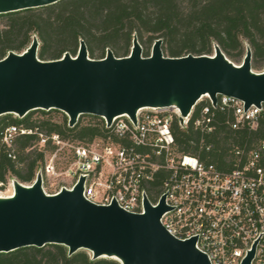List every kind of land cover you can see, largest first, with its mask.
<instances>
[{"label": "water", "instance_id": "95a60500", "mask_svg": "<svg viewBox=\"0 0 264 264\" xmlns=\"http://www.w3.org/2000/svg\"><path fill=\"white\" fill-rule=\"evenodd\" d=\"M62 0H0V14L39 8ZM163 39H155L150 55H143L138 35L131 51L92 58L81 39L76 55L41 59L37 35L23 51L10 50L0 59V116L20 118L34 110L57 109L74 127L78 116H104L108 124L116 115L136 113L144 107L176 106L183 116L201 96L213 103L226 94L260 106L264 102V70L252 69V49L246 46L241 64L231 61L219 44L213 54L165 55ZM181 122L183 121L180 118ZM84 177L73 189L47 193L42 171L31 185L13 181V196H0V253L22 247L61 244L68 254L89 250L93 259L108 257L121 264H211L196 245V238L181 240L161 222L169 209L165 195L154 206L144 197V212L118 205L97 204L83 195ZM254 251L244 260L250 264Z\"/></svg>", "mask_w": 264, "mask_h": 264}, {"label": "built area", "instance_id": "2783aa9c", "mask_svg": "<svg viewBox=\"0 0 264 264\" xmlns=\"http://www.w3.org/2000/svg\"><path fill=\"white\" fill-rule=\"evenodd\" d=\"M263 114L264 102L246 107L219 94L214 104L207 94L186 116L176 106L140 108L135 122L126 113L111 124L104 116L81 114L76 125L100 127L90 139L11 124L0 132V151L15 158L17 137L35 133L48 158L39 169L43 183L50 178L54 193L73 189L84 177L87 200L103 205L115 200L138 213L144 212L145 196L156 206L165 195L169 209L162 224L178 239L196 238L211 264H243L251 251L250 264H264V140L236 141L243 132L249 137ZM177 130L188 133L192 150L176 139ZM217 140L227 141L226 150H218L223 158L208 161ZM156 188L160 193L151 197Z\"/></svg>", "mask_w": 264, "mask_h": 264}, {"label": "trees", "instance_id": "16d2710c", "mask_svg": "<svg viewBox=\"0 0 264 264\" xmlns=\"http://www.w3.org/2000/svg\"><path fill=\"white\" fill-rule=\"evenodd\" d=\"M0 18V59L10 50L23 52L34 35L41 40L38 55L41 59L60 58L65 52L76 54L79 38L86 42L91 57L95 46L114 47L116 56L129 53L133 34L145 44L143 54L149 55L148 44L163 39V50L170 56L188 53L212 54L217 43L231 59L245 55V41L252 49V67L264 65V0H62L39 8L2 13ZM124 42L123 50L115 47ZM54 110V109H53ZM34 110L22 118L5 114L0 118V132L11 124H23L29 128L39 127L48 132L83 139L93 138L101 132L98 126L64 128V125L47 119L34 120ZM79 127V128H78ZM176 139L185 150H192L188 133L175 132ZM247 132L239 135L238 142L253 138L264 140V114L258 128L249 137ZM37 134H21L17 137L15 158L0 151V181L7 171L21 181H32L43 153L30 149ZM226 140L215 141V148L208 161L221 162ZM204 159H206L203 156ZM151 197L160 193L152 189ZM0 264H121L113 258L93 259L86 251L68 254V247L48 244L44 247L28 246L0 253Z\"/></svg>", "mask_w": 264, "mask_h": 264}, {"label": "rangeland", "instance_id": "374dc122", "mask_svg": "<svg viewBox=\"0 0 264 264\" xmlns=\"http://www.w3.org/2000/svg\"><path fill=\"white\" fill-rule=\"evenodd\" d=\"M1 22H4V19H1L0 18V23ZM83 39L82 37L79 38V44H78V47H77V52L79 50V46H80V40ZM40 40V39H39ZM215 44V43H214ZM214 44H213V49H214ZM245 49H246V46L248 45V43L245 41ZM40 45H41V40H40ZM148 50H149V55L152 51V45L153 43L151 44H148ZM131 46H132V41H131V45L129 46V53L131 51ZM40 47V46H39ZM117 48L123 50L125 48V43L124 42H120L116 44ZM143 47V51L145 49V44L142 45ZM110 48L112 51L114 50V47L112 46H106L104 48V53L106 55V52H107V49ZM102 47L101 46H95V54L94 56L95 57H92V58H101V53H102ZM17 52V51H16ZM69 53H71L70 51H68ZM76 52V54H77ZM114 52V51H113ZM164 54L165 55H169V52L168 50H163ZM20 53V52H19ZM128 53V54H129ZM214 53V51H213ZM212 53V54H213ZM72 55H76V54H73L71 53ZM144 55V54H143ZM89 56H90V53H89ZM227 56V55H226ZM245 56V55H244ZM243 57H240L238 59H231L228 58L233 61L234 63L236 64H241V62L243 61ZM91 57V56H90ZM252 69L254 71H263L264 70V65L260 68H253ZM3 116H8V115H2L0 116V118H2ZM10 116H12L13 118H20L17 114H11ZM36 118H43V119H47L49 120L50 122H53V123H59V124H62L64 125V128H67V125H66V121H67V115L61 111V110H57V109H54V110H51L49 111L48 113H44V112H41V111H35L32 115V119H36ZM79 127H82L83 125L79 124L78 125ZM78 127V128H79ZM40 147L41 145L38 143V141H35L32 145V147H30V149H34L38 152H40ZM47 153H43V158L41 160L38 161V164H39V167L37 169V172L39 169H41V167H43L45 165V163H47ZM14 180H18L19 182L21 183H26V182H23L21 181L14 173H12L11 171H7V173L5 174V180L3 181V185H0V196H4V195H9V194H12L13 193V181ZM1 182V181H0ZM43 187H44V190L47 192V193H54L57 189V186L56 185H53V182L50 178H47V177H44V183H43ZM84 250V249H83ZM86 251L91 257H92V254L89 250H84ZM105 258H108V257H105Z\"/></svg>", "mask_w": 264, "mask_h": 264}, {"label": "bare ground", "instance_id": "6f19581e", "mask_svg": "<svg viewBox=\"0 0 264 264\" xmlns=\"http://www.w3.org/2000/svg\"><path fill=\"white\" fill-rule=\"evenodd\" d=\"M205 95H207V94H205ZM13 193H14V186H13ZM13 193L9 194V195H4V196H13Z\"/></svg>", "mask_w": 264, "mask_h": 264}]
</instances>
